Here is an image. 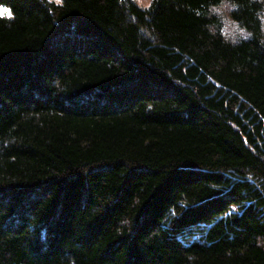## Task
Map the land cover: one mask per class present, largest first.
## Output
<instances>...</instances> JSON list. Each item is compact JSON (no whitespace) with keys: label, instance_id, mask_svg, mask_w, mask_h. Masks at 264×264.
<instances>
[{"label":"trees","instance_id":"trees-1","mask_svg":"<svg viewBox=\"0 0 264 264\" xmlns=\"http://www.w3.org/2000/svg\"><path fill=\"white\" fill-rule=\"evenodd\" d=\"M0 5V264H264V0Z\"/></svg>","mask_w":264,"mask_h":264},{"label":"rangeland","instance_id":"rangeland-1","mask_svg":"<svg viewBox=\"0 0 264 264\" xmlns=\"http://www.w3.org/2000/svg\"><path fill=\"white\" fill-rule=\"evenodd\" d=\"M56 2H60V0H54ZM136 2L142 6L146 7L149 5L151 0H136ZM229 10L230 6L227 2L223 1L222 4L218 7L214 8V12L220 15L222 20L223 32L224 34L231 40H236L240 37L248 36L247 31L237 26L235 22H233L229 18ZM0 16H11V12L8 7L0 5Z\"/></svg>","mask_w":264,"mask_h":264}]
</instances>
